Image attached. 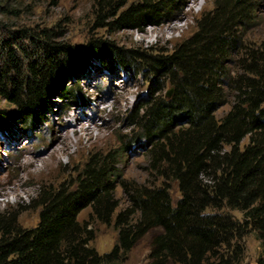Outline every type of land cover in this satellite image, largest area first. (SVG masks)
<instances>
[{
    "label": "trees",
    "instance_id": "obj_1",
    "mask_svg": "<svg viewBox=\"0 0 264 264\" xmlns=\"http://www.w3.org/2000/svg\"><path fill=\"white\" fill-rule=\"evenodd\" d=\"M173 2L97 0L96 24L139 30L166 19ZM253 7L250 0H214L196 30L165 54L123 50L101 39L74 47L56 41L51 28L0 29V97L11 105L0 108V130L16 121L33 127L52 110L54 97L75 102L78 88L67 80L98 68H132L153 78L129 117L137 128L131 138L148 143L159 180L131 186L129 205L119 208L114 156L89 155L72 183L38 189L31 200L38 208L34 226L18 223L20 211H0V264H124L153 228L160 232L151 242V264H243L250 232L261 247L255 264H264V47L244 45L231 58ZM224 105L229 108L217 116ZM171 183L179 192L175 201ZM86 207L117 230L109 252L91 245L93 232L78 220Z\"/></svg>",
    "mask_w": 264,
    "mask_h": 264
},
{
    "label": "rangeland",
    "instance_id": "obj_2",
    "mask_svg": "<svg viewBox=\"0 0 264 264\" xmlns=\"http://www.w3.org/2000/svg\"><path fill=\"white\" fill-rule=\"evenodd\" d=\"M96 1L0 0V29L38 31L51 28L57 32L56 41L74 47L83 46L90 39H101L123 50L165 54L196 30L199 16L212 7L214 0H174L164 13L166 19L139 30L98 26ZM121 1L130 4L138 0ZM250 2L254 4L252 19L238 30L241 47L231 56L232 61L237 59L244 45L264 47V0ZM152 82V77L138 74L132 68L94 69L65 82L67 87L78 88L75 102L54 97L50 104L52 110L46 111L33 127L16 121L10 128L0 130V211L6 207L20 211L18 223L26 228L34 226L38 208L32 207L31 200L38 189L62 182L72 183L89 155L94 153L114 156L113 184L119 208L129 205L131 186L156 185L159 180L150 169L149 145L142 139L134 141L131 138L137 128L129 117L151 92ZM160 93H164V89ZM10 106L0 97V108ZM228 108L229 105L222 106L216 115H222ZM170 193L175 201L179 196L175 183H171ZM231 213L241 218L238 211ZM78 220L93 232L91 245L99 253L111 250L117 237L112 224L96 220L90 207L79 213ZM159 232V228H153L140 238L124 264H151L150 246ZM243 242V264H255L261 253L259 241L250 232Z\"/></svg>",
    "mask_w": 264,
    "mask_h": 264
},
{
    "label": "water",
    "instance_id": "obj_3",
    "mask_svg": "<svg viewBox=\"0 0 264 264\" xmlns=\"http://www.w3.org/2000/svg\"><path fill=\"white\" fill-rule=\"evenodd\" d=\"M170 93H171V90H168V91L166 92V95L168 96Z\"/></svg>",
    "mask_w": 264,
    "mask_h": 264
}]
</instances>
